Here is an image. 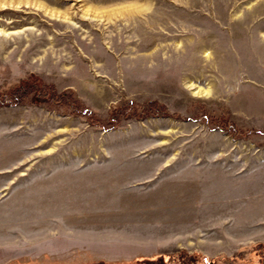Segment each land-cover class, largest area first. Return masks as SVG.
<instances>
[{
    "label": "rangeland",
    "instance_id": "374dc122",
    "mask_svg": "<svg viewBox=\"0 0 264 264\" xmlns=\"http://www.w3.org/2000/svg\"><path fill=\"white\" fill-rule=\"evenodd\" d=\"M263 208L264 0H0V264H264Z\"/></svg>",
    "mask_w": 264,
    "mask_h": 264
},
{
    "label": "bare ground",
    "instance_id": "6f19581e",
    "mask_svg": "<svg viewBox=\"0 0 264 264\" xmlns=\"http://www.w3.org/2000/svg\"><path fill=\"white\" fill-rule=\"evenodd\" d=\"M196 93H197V94H204V95H207V94L210 93V90H209V89H207V90L198 89V91H197ZM192 176H193V175H192ZM225 176H226V175H225ZM199 179H200V178H199ZM192 183H193V182H192ZM206 183H207V182H206ZM183 184H184V183H183ZM166 185H167V184H166ZM172 185H173V184H172ZM197 185H198V184H197ZM180 186H182V184L179 185V187H180ZM183 187H184V186H183ZM185 187H186V186H185ZM185 187H184V188H185ZM192 187H193V186H192ZM198 187H199V186H198ZM249 188H250V187H249ZM193 189H194V188H193ZM187 190H188V189H187ZM190 191H191V189H190ZM246 192H248V191H246ZM179 193H181V192H179ZM185 193H186V192H185ZM185 193H184V194H185ZM195 193H196V192H195ZM182 194H183V193H182ZM187 194H188V193H187ZM190 194H191V193H190ZM192 195H193V194H192ZM242 196L244 197V194H243ZM181 197H182V196H181ZM206 197H207V196H206ZM163 198H164V197H163ZM172 198H173V197H172ZM176 198H177V197H175V199H176ZM190 198H191V196H190ZM196 198H197V197H196ZM169 199H170V198H169ZM184 199H186V198H184ZM193 199H194V198H193ZM226 199H227V198H226ZM226 199H225V200H226ZM233 199H234V198H233ZM166 200H167V199H166ZM225 200H224V201H225ZM236 200H239V199H235L234 201H236ZM187 201H188V200H187ZM189 201H190V200H189ZM203 201H204V200H203ZM230 201H231V200H230ZM234 201H233V202H234ZM169 202L172 203V200L169 201ZM174 202H175V201H174ZM178 202H179V203H182V202H180L179 200H178ZM231 202H232V201H231ZM231 202H228V203H230V204H228V203L226 202V204H228V205H227L228 208H230V209H231L232 207L235 206L234 204H231ZM171 203H170V204H171ZM179 203H178V204H179ZM185 203H186V202H185ZM211 203H212V202H211ZM236 203H237V202H235V204H236ZM167 204H168V203H167ZM172 204H173V203H172ZM189 204H190V202H189ZM195 204H196V203H195ZM214 204H215V203H214ZM216 204H217V203H216ZM226 204H225V205H226ZM237 204H238V203H237ZM165 205H166V204H165ZM184 205H185V204H184ZM204 205H205V204H204ZM232 205H233V206H232ZM172 206H174V205H172ZM172 206H171V207H172ZM176 206H179V205H176ZM193 206H194V205H193ZM205 206H206V205H205ZM211 206H212V205H211ZM217 206H219V204H218ZM221 206H222V205H221ZM227 206H225V207H227ZM166 207H167V206H166ZM206 207L208 208V206H206ZM222 207H223V206H222ZM225 207H224V208H225ZM168 208H169V206H168ZM179 208L181 209L182 207H179ZM193 208H194V207H193ZM193 208H192V210H194ZM207 208H206V209H207ZM212 208H214V207H212ZM212 208H210V209H212ZM218 208H219V207H218ZM159 209H160V208H159ZM159 209H157V210H159ZM173 209H175V208H173ZM177 209H178V208H177ZM185 209H186V207H185ZM190 209H191V208H190ZM190 209H189V210H190ZM195 209H196V208H195ZM198 209H199V208H198ZM263 209H264V208H263ZM169 210H170V208H169ZM189 210H188V211H189ZM203 210H205V209H203ZM203 210H202V211H203ZM223 210H224V209H223ZM249 210H250V209H249ZM180 211H181V210H180ZM183 211H184V210L182 209V212H183ZM206 211H207V210H206ZM206 211H205V212H206ZM212 211H213V210H212ZM212 211H211V212H212ZM171 212H172V210H171ZM173 212H174V211H173ZM182 212H181V213H182ZM184 212H185V211H184ZM197 212H198V211H197ZM205 212L202 213V215L205 214ZM208 212H210V211H209V208H208ZM245 212H246V211H245ZM245 212H244V214H245ZM250 212H251V210H250ZM178 213H180V212H178ZM181 213H180V214H181ZM186 213H187V211H186ZM194 213H195V212H194ZM246 213H247V212H246ZM180 214H179V215H180ZM200 214H201V213H200ZM200 214H199V215H200ZM229 214H232V211H229V212L226 211V212H222V213H220V212L216 211V209H215V210L213 211V213H211V217H213L212 221H216L217 218H219V220H220V219H223V218H225V217H226L227 215H229ZM233 214H234V213H233ZM241 214H242V213H241ZM186 215H187V214H186ZM239 215H240V214H239ZM245 215L247 216V215H249V214L247 213V214H245ZM167 216H168V215H167ZM180 216H182V215H180ZM190 216H191V215H190ZM190 216H189L188 218H186L187 216H186V217L183 216V217H184V219H186V220H189V219L191 220L192 218L195 217V215H194L193 217H192V216L190 217ZM203 216H204V218H205V215H203ZM209 216H210V215H209ZM249 216H250V215H249ZM249 216H248V217H249ZM199 217H200V216H199ZM243 217H244V215H243ZM257 217H258V216H256V218H257ZM197 218H198V216H197ZM201 218H202V217H201ZM204 218H203V219H204ZM251 218H252V217H251ZM174 219H175V218H174ZM257 219H258V218H257ZM250 220H251V219H248L247 221H245V225H246V226L248 225V222H249ZM175 221H177V220H175ZM181 221H182V220H181ZM179 222H180V221H179ZM184 222H185V220H184ZM189 222H190V221H189ZM189 222H188V224H189ZM186 223H187V222H186ZM239 223H241V222H239ZM173 224H174V223H173ZM184 224H185V223H184ZM188 224H187V225H188ZM261 224H262V223H261ZM250 225H251V224H250ZM259 225H260V224H259ZM169 226H170V225H169ZM179 226H180V225H179ZM177 227H178V226H177ZM251 227H253V226H251Z\"/></svg>",
    "mask_w": 264,
    "mask_h": 264
},
{
    "label": "trees",
    "instance_id": "16d2710c",
    "mask_svg": "<svg viewBox=\"0 0 264 264\" xmlns=\"http://www.w3.org/2000/svg\"><path fill=\"white\" fill-rule=\"evenodd\" d=\"M24 92V91H23ZM17 100V98H15Z\"/></svg>",
    "mask_w": 264,
    "mask_h": 264
}]
</instances>
